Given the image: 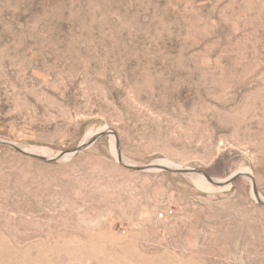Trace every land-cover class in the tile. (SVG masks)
<instances>
[{
	"label": "rangeland",
	"instance_id": "obj_1",
	"mask_svg": "<svg viewBox=\"0 0 264 264\" xmlns=\"http://www.w3.org/2000/svg\"><path fill=\"white\" fill-rule=\"evenodd\" d=\"M0 140V264H264V0H0Z\"/></svg>",
	"mask_w": 264,
	"mask_h": 264
},
{
	"label": "water",
	"instance_id": "obj_2",
	"mask_svg": "<svg viewBox=\"0 0 264 264\" xmlns=\"http://www.w3.org/2000/svg\"><path fill=\"white\" fill-rule=\"evenodd\" d=\"M107 134H113L111 130H105V131H102L100 133H98L96 139H98L99 137H103ZM114 136V135H113ZM95 139V140H96ZM95 140L93 141H89L88 145L92 144ZM0 142L2 144H5L6 146H9L13 149H15L16 151L20 152V153H23V154H26L28 156H31V157H34L40 161H43V162H49V161H53V162H59V161H63L67 158H70V157H73L74 155H76L77 153H79L81 150L85 149L87 146L86 145H81V146H78L76 149L74 150H67V151H63L61 152L60 154L56 155L55 157L51 158V159H47L43 156H40V155H33V154H28L26 153L25 151H23L20 147H18L17 145L11 143V142H7V141H4V140H0ZM118 161L119 163H121L125 168L129 169V170H132V171H155V170H167V171H171V172H176V173H186V174H189V171H193V169H188V168H185V169H182V168H179V169H169V168H163V167H159V166H156L154 164H150L144 168H138V167H134V166H131V165H127V164H124L123 161H122V158L120 155H118ZM236 175H233L232 179L234 177H236ZM214 184H223L222 182H214Z\"/></svg>",
	"mask_w": 264,
	"mask_h": 264
},
{
	"label": "bare ground",
	"instance_id": "obj_3",
	"mask_svg": "<svg viewBox=\"0 0 264 264\" xmlns=\"http://www.w3.org/2000/svg\"><path fill=\"white\" fill-rule=\"evenodd\" d=\"M24 149V148H23ZM28 153H30V154H33V155H35L36 153L38 154H40V151H37L36 149H33V148H26L25 149ZM24 150V151H25ZM42 155V154H41ZM158 165V164H157ZM175 169H179V167H175ZM233 177V176H232ZM232 177H229L226 181H223L222 183H226V182H228V181H230L231 179H232ZM218 182H221V181H218Z\"/></svg>",
	"mask_w": 264,
	"mask_h": 264
}]
</instances>
